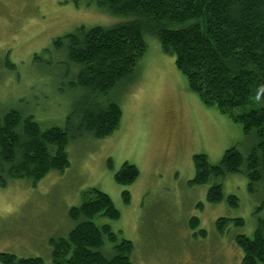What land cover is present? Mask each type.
<instances>
[{
	"label": "rangeland",
	"instance_id": "rangeland-1",
	"mask_svg": "<svg viewBox=\"0 0 264 264\" xmlns=\"http://www.w3.org/2000/svg\"><path fill=\"white\" fill-rule=\"evenodd\" d=\"M125 20L99 9L94 0H0V120L14 110L42 129L68 126L69 160L68 167L51 170L36 183L8 179L0 186V253L50 264L51 241L66 237L76 225L69 210L82 204L86 191L97 189L119 212L117 219L91 218L115 234L114 240L103 237L99 250L105 257L126 239L133 245V264H241L235 237L251 238L264 218V180L250 192L243 171L229 173L220 181L223 198L215 203L206 199L212 180L202 185L190 180L195 154H204L211 164L230 147L247 155L255 135L201 102L188 89L175 57L148 32L147 49L132 76L101 94L75 86L79 66L54 48L56 38L79 26L110 27ZM109 102L121 110L110 135L77 132L74 112ZM257 105L264 106V100ZM125 162L137 168L138 176L119 184L115 174ZM230 195L237 197L236 205ZM221 217L230 221L219 230ZM192 218L197 225L191 226Z\"/></svg>",
	"mask_w": 264,
	"mask_h": 264
},
{
	"label": "trees",
	"instance_id": "trees-1",
	"mask_svg": "<svg viewBox=\"0 0 264 264\" xmlns=\"http://www.w3.org/2000/svg\"><path fill=\"white\" fill-rule=\"evenodd\" d=\"M94 1L99 9L126 20L110 27L79 26L54 40V48L79 66L74 85L95 94L107 92L134 73L147 49L144 32L156 36L162 50L175 57L188 89L205 105L216 106L241 123L245 134L256 137L247 155L230 147L217 164L209 163L204 154H195L190 183L202 185L212 180L206 199L215 203L223 198L220 181L229 173L243 171L248 190L253 192L256 183L264 180V106L257 105L264 100V0ZM73 114L78 117L77 132L97 138L110 135L121 118L115 102ZM67 129H42L30 116L6 112L0 120V186L8 179L36 183L49 171L68 167ZM137 176V168L125 162L115 181L129 184ZM123 195L128 201V193ZM228 199L237 204L236 196ZM96 215L117 219L119 212L107 194L90 189L82 204L69 210L76 225L66 237L51 241L50 264H133L129 240L121 239L109 258L100 252L104 235L114 240L115 234L107 224L95 225L91 218ZM229 221L219 218L217 228L222 230ZM233 221L244 223L242 218ZM190 224L197 225L198 219L192 218ZM235 242L243 253L241 264H264V218L259 219L251 238L239 233ZM0 261L46 264L40 257L17 258L10 253H0Z\"/></svg>",
	"mask_w": 264,
	"mask_h": 264
}]
</instances>
